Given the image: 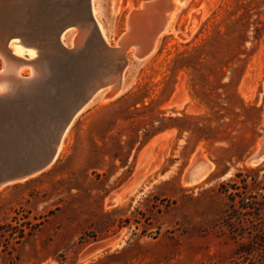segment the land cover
<instances>
[{
    "label": "rangeland",
    "instance_id": "rangeland-1",
    "mask_svg": "<svg viewBox=\"0 0 264 264\" xmlns=\"http://www.w3.org/2000/svg\"><path fill=\"white\" fill-rule=\"evenodd\" d=\"M123 1H97L104 37L88 0H0V34L33 45L14 48L34 53L45 76L16 109L49 111L80 80L117 70L98 28L114 48L131 9L149 0ZM186 1L180 37L161 35L128 90L81 113L47 170L0 191V264H228L262 234L264 159H248L264 143V0ZM126 51L129 66L135 49ZM45 120L25 148L52 142ZM163 128L172 130L154 139ZM12 160L0 148V166ZM196 165L208 170L190 182Z\"/></svg>",
    "mask_w": 264,
    "mask_h": 264
},
{
    "label": "water",
    "instance_id": "water-1",
    "mask_svg": "<svg viewBox=\"0 0 264 264\" xmlns=\"http://www.w3.org/2000/svg\"><path fill=\"white\" fill-rule=\"evenodd\" d=\"M155 2H157V0H149L141 5L140 10L135 9L133 11L130 19L133 27L132 33L128 36L119 38L116 42V46L112 49L105 43L97 27L104 47L111 50L103 51V53L118 60L116 65L117 70L103 76L93 78L88 76V78L80 80L79 84H75L70 96H68L69 99L62 101L63 104L60 105L52 103L49 111H44V109L35 110L36 107L34 106L28 108L27 112L23 114L21 110L16 109V105L13 104H15L14 102L17 95H22V91L28 87L37 85L45 76L42 66L35 62L36 57L29 59L28 55H24L20 57V60L22 58L31 60L34 70H32V74L28 77L24 76L27 78L26 80L19 79L18 74L14 71H18V69L22 67V62L14 59L13 55H10V51H2L5 62H3V66L0 69V89L4 90L0 93V148L3 150H10L13 160L5 166H0V187L26 181L44 172L56 160L61 140L66 129L76 117L84 111L99 91L110 89L114 91L117 96L122 93L124 89V74L129 64V60L126 57V50L134 47L135 51L133 52V57L135 61L143 60L153 52L155 42L147 46L144 51H139L138 44L131 42L142 33V28L145 26L144 23L147 17L141 15L142 10L152 7ZM88 3L91 9V18L95 25H97L92 12L91 0H88ZM172 5L174 7V4ZM135 15H138V21H136L137 17H135ZM138 22L140 23V28H138L139 31L138 29L136 30ZM71 26L72 23L62 26L60 36L62 37L65 31ZM159 33L160 31L158 34ZM128 38L132 39V41H128ZM12 39V37H5L0 34V44L6 43V45H9L12 43ZM33 48L36 49L35 47ZM66 52L73 53V51ZM11 62L16 65H12ZM45 119H47V121L49 119L48 124L45 126V130L48 132L52 130V142L45 147H38V150L35 148H25V143L30 141V136L35 130V128H33L34 125L41 123L40 127L42 128L46 124ZM43 121L44 123H42ZM52 121H56V124H54L55 126H52L51 129L49 123ZM262 141H264V139ZM262 159H264V143L262 149L257 150L249 157L248 162L255 164ZM198 166L199 165L194 166L189 171L188 174L190 179L193 178Z\"/></svg>",
    "mask_w": 264,
    "mask_h": 264
},
{
    "label": "bare ground",
    "instance_id": "bare-ground-1",
    "mask_svg": "<svg viewBox=\"0 0 264 264\" xmlns=\"http://www.w3.org/2000/svg\"><path fill=\"white\" fill-rule=\"evenodd\" d=\"M97 1L98 0H91L92 12H93V15H94L95 19H97L99 24L102 26L101 29H102V33H103L104 37L105 36L108 37L109 31H110V27H109L110 26V22H109V20H108L106 15L104 16L105 20L104 19L100 20V18L98 17V15L96 13L97 12L96 8L98 6L97 5ZM93 2H94V9H93ZM124 3H125L124 5L126 6L127 2H124ZM186 3H187L186 0H157V2H155V4H153L152 7L143 9L141 15L144 16V17H147V20L144 23L145 26L142 28V33L137 38H134L133 42H131V43H137L138 47H139V51H144L145 48L147 46H150L153 42H155V45H154V49H155L159 37L161 35H163V34H172V35H175L177 37H180V34H179V32L177 31V28H176L177 23H175V18L177 20V16H181V11H182L181 9L183 8V6L184 7L186 6ZM172 4H174V7H173ZM141 5L138 8L131 9L132 10L131 13L127 16V22H126L127 32L122 37L128 36V35H130L132 33V28L133 27L131 25L130 19H131L133 11L135 9L140 10L141 9ZM113 11L114 12L117 11V6L116 5H114ZM193 12L191 13L192 18L190 16V18H191L190 26L196 25L195 23H193L194 20H196V22H198L200 20L201 16L204 17L208 13L206 7L202 6L201 7V15L198 18L196 17L194 19V17H193L194 13ZM175 15H176V17H175ZM135 17H137L136 21H138V19H139L138 15H135ZM138 28H140V23L139 22H138V24L136 26V30ZM190 28L191 27L188 28V31L190 30ZM138 31H139V29H138ZM159 31H160V33L158 34ZM129 38H128V41H132V39H129ZM16 43L22 44L23 46H25L27 48L34 47L33 45H30V44H24L22 41H18V42L14 41V42L10 43L9 45L8 44L6 45V43H2V44H0V56L3 59V62H5V57H4V54L2 53V51H10V53H11L10 55H13V58L18 60V61L20 60V57H23L24 55H28L29 59L34 58V53L28 52V51H20L18 48H14V45ZM154 49H153V51H154ZM148 57H146V58H148ZM22 59L20 60L22 62V65H21L22 67H20L18 69V71H16L14 69L15 70L14 72H16L18 74V78L19 79L26 80L27 78L24 77L25 67L26 66H30L31 70H34V66H33V63H32L31 60H25V59L22 60ZM145 59L140 60V61H134L133 63H130V65L128 66V68L126 69L125 74H124V89L122 90V93H124L126 90H128L130 88L131 84H132V78L133 77H132V73H130V72L135 70V66L137 64H140V62L144 61ZM11 64L14 65V63H12V62H11ZM128 73H130V74L127 75ZM118 96H120V95H118ZM116 97H117V95H115V92L110 90V89H105V90L99 91V93L88 104V106L84 109V111L87 110L89 107H92L93 105L106 104L110 100H113ZM72 123L70 124V126L72 125ZM70 126L66 129V132L64 133V135L62 137L61 144H60V147H59L58 156L60 154H62L67 148L68 142H67L66 138L68 137V130L70 129ZM58 156H57V158H58ZM57 158H56V160H57ZM204 168L205 167H203L199 171H196L194 173V175H193L192 181H190V182H195V181L201 179L206 174V172L208 170V167H206L205 169ZM3 188H4V186L0 187V191Z\"/></svg>",
    "mask_w": 264,
    "mask_h": 264
},
{
    "label": "trees",
    "instance_id": "trees-1",
    "mask_svg": "<svg viewBox=\"0 0 264 264\" xmlns=\"http://www.w3.org/2000/svg\"><path fill=\"white\" fill-rule=\"evenodd\" d=\"M258 233H262V234L259 235L254 242L252 241V243L250 244H247V245L242 244L240 246L238 260H235V261L233 260L232 262L228 264H245V262L242 263L241 261H239V259L243 258V256H245V258H248V257L251 258L253 254L259 255L261 252L264 251V228L259 229ZM256 261H257V264H264V255L259 256Z\"/></svg>",
    "mask_w": 264,
    "mask_h": 264
},
{
    "label": "crops",
    "instance_id": "crops-1",
    "mask_svg": "<svg viewBox=\"0 0 264 264\" xmlns=\"http://www.w3.org/2000/svg\"><path fill=\"white\" fill-rule=\"evenodd\" d=\"M172 129L171 128H166V129H160L155 135H154V139L156 138H161L164 134H166L167 132L169 133ZM151 139H149L148 141H146L144 144H143V147L146 146L147 144H149Z\"/></svg>",
    "mask_w": 264,
    "mask_h": 264
},
{
    "label": "clouds",
    "instance_id": "clouds-1",
    "mask_svg": "<svg viewBox=\"0 0 264 264\" xmlns=\"http://www.w3.org/2000/svg\"><path fill=\"white\" fill-rule=\"evenodd\" d=\"M4 90L3 89H0V93H2Z\"/></svg>",
    "mask_w": 264,
    "mask_h": 264
}]
</instances>
